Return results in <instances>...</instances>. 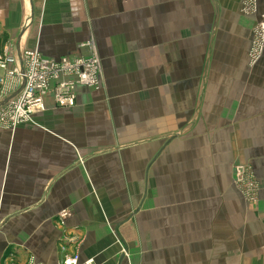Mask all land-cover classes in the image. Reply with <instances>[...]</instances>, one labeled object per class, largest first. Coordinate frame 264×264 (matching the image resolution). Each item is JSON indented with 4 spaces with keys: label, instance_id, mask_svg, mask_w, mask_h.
Here are the masks:
<instances>
[{
    "label": "crops",
    "instance_id": "0c3cea01",
    "mask_svg": "<svg viewBox=\"0 0 264 264\" xmlns=\"http://www.w3.org/2000/svg\"><path fill=\"white\" fill-rule=\"evenodd\" d=\"M241 1L0 0V52L91 41L102 68L0 128V264H264V53L249 64Z\"/></svg>",
    "mask_w": 264,
    "mask_h": 264
},
{
    "label": "built area",
    "instance_id": "2783aa9c",
    "mask_svg": "<svg viewBox=\"0 0 264 264\" xmlns=\"http://www.w3.org/2000/svg\"><path fill=\"white\" fill-rule=\"evenodd\" d=\"M240 12L256 16L251 31L248 61L255 65L264 53V12L258 11V0H242ZM89 54L86 57H45L37 49H26L20 55L0 52V128H15L32 120L35 110L44 109V97L53 96L58 106L74 104L75 87L83 85L98 88L101 84L100 58L91 41L83 43ZM235 186L250 203H256L259 193L251 168L242 163L233 166ZM69 215L61 210L57 216L61 224ZM62 264H93L91 260L80 261L79 256H67Z\"/></svg>",
    "mask_w": 264,
    "mask_h": 264
},
{
    "label": "rangeland",
    "instance_id": "374dc122",
    "mask_svg": "<svg viewBox=\"0 0 264 264\" xmlns=\"http://www.w3.org/2000/svg\"><path fill=\"white\" fill-rule=\"evenodd\" d=\"M242 164H245V163H242ZM245 165H247V164H245ZM250 166V165H249ZM251 168V167H250ZM252 170V169H251ZM252 173H253V171H252ZM257 181V183H259V181L258 180H256ZM232 182H233V185H234V187H235V184H234V180H232ZM260 183H259V190H260ZM240 193V192H239ZM241 194V193H240ZM242 195V194H241ZM242 197H243V199H244V201L246 202V204H250L251 205V203L250 202H248L247 201V199L242 195Z\"/></svg>",
    "mask_w": 264,
    "mask_h": 264
}]
</instances>
